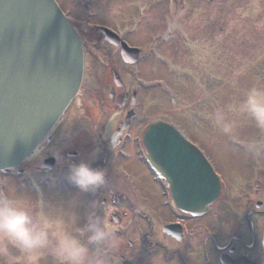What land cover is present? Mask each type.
Masks as SVG:
<instances>
[{
	"label": "flooded vegetation",
	"instance_id": "1",
	"mask_svg": "<svg viewBox=\"0 0 264 264\" xmlns=\"http://www.w3.org/2000/svg\"><path fill=\"white\" fill-rule=\"evenodd\" d=\"M56 1L71 21L97 17L101 5L115 17L124 12V6L135 7L137 13L127 12V21L139 20L145 13L146 18L156 13L170 20L159 25L162 32L149 44L150 50L132 37L136 26L128 24L123 30L102 23L78 30L72 21L83 45L80 92L33 153L7 173L20 170L25 190L35 188L38 195L55 186L54 196L46 195L47 203L63 198L67 204L64 195H69L70 208L66 209L77 211L82 224L90 212L103 215L106 211L119 245H91L93 264H264V132L251 122L238 123L240 132L233 135L241 138L234 145L215 141V151L221 153L220 164L215 166L202 151L220 189L207 211L197 216L175 206L169 184L150 170L146 160L143 136L159 120L148 108L154 106L153 93L148 88L144 91L141 81L145 79L136 66L154 53L153 44L171 35L172 9L185 13L200 8L203 0ZM100 26L117 36L107 37ZM121 43L140 50L138 61L123 56ZM51 157L53 167H43ZM82 162L105 170L104 187L83 193L68 179L71 166ZM93 202L101 203L103 209H93Z\"/></svg>",
	"mask_w": 264,
	"mask_h": 264
},
{
	"label": "water",
	"instance_id": "2",
	"mask_svg": "<svg viewBox=\"0 0 264 264\" xmlns=\"http://www.w3.org/2000/svg\"><path fill=\"white\" fill-rule=\"evenodd\" d=\"M122 49L128 61L138 59L139 49ZM82 75L81 38L54 0H0V171L32 154L79 93ZM143 143L175 205L205 213L220 185L203 153L162 121L147 128Z\"/></svg>",
	"mask_w": 264,
	"mask_h": 264
},
{
	"label": "rangeland",
	"instance_id": "3",
	"mask_svg": "<svg viewBox=\"0 0 264 264\" xmlns=\"http://www.w3.org/2000/svg\"><path fill=\"white\" fill-rule=\"evenodd\" d=\"M140 1L149 4L152 0ZM123 11L118 17L111 16L109 9L101 5L97 17L72 21L78 30L102 23L123 30L128 24L136 26L132 37L136 36L135 41L150 50L149 44L162 32L159 25H166L170 20L158 18L156 13L146 18L148 13H145L139 20L127 21L124 19L127 12L135 15L137 10L126 5ZM184 15L187 17L179 18ZM171 16V35L164 42L153 44L154 53L136 69L145 79L141 81L144 91L150 89L153 93L154 106H148L153 118L175 126L187 140L199 146L215 166L221 161V153L215 151V141L234 145L241 137L219 133L207 119L208 114L215 107L241 96L252 82L264 83V0H212L210 3L203 0L200 8H190L181 14L172 9ZM236 119L237 126L250 123L242 117ZM239 132L235 128L234 133ZM224 148L227 150L226 146ZM132 151L135 154V150ZM155 183L159 189L161 185ZM50 187V191L38 195L35 188L25 190L16 172L10 175L0 172V191L12 195L29 196L33 200L42 197L46 202V195L54 196L56 189ZM64 196L68 206L63 198L48 204L59 206L57 203H60L65 209L70 208L69 195ZM55 197L60 198V192H56Z\"/></svg>",
	"mask_w": 264,
	"mask_h": 264
},
{
	"label": "clouds",
	"instance_id": "4",
	"mask_svg": "<svg viewBox=\"0 0 264 264\" xmlns=\"http://www.w3.org/2000/svg\"><path fill=\"white\" fill-rule=\"evenodd\" d=\"M237 117L264 132V83L252 82L229 102L215 107L207 116L212 126L231 137ZM68 179L83 193L96 192L107 183L104 169L88 163L72 165ZM93 209L102 208L93 202ZM103 215L92 211L85 223L75 210L49 205L41 197L12 195L0 191V264H93V249L116 248L114 227Z\"/></svg>",
	"mask_w": 264,
	"mask_h": 264
}]
</instances>
